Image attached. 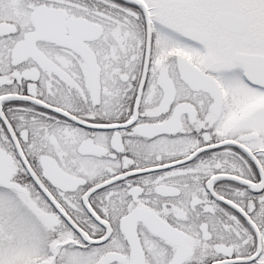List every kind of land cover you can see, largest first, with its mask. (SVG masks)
<instances>
[{
  "label": "snow or ice",
  "instance_id": "1",
  "mask_svg": "<svg viewBox=\"0 0 264 264\" xmlns=\"http://www.w3.org/2000/svg\"><path fill=\"white\" fill-rule=\"evenodd\" d=\"M0 264H264V0H0Z\"/></svg>",
  "mask_w": 264,
  "mask_h": 264
}]
</instances>
